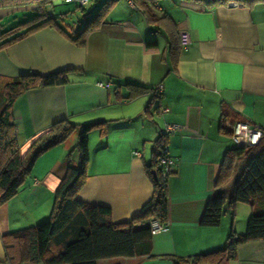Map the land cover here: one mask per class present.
Wrapping results in <instances>:
<instances>
[{"label":"crops","instance_id":"1","mask_svg":"<svg viewBox=\"0 0 264 264\" xmlns=\"http://www.w3.org/2000/svg\"><path fill=\"white\" fill-rule=\"evenodd\" d=\"M102 1L94 2V13ZM249 1L212 5L163 0L162 8L155 3L156 11L169 17L178 35L185 32L189 39L185 49L180 46L174 69L166 37L154 32L128 0L110 3L103 22L85 35L82 47L72 41L81 26L59 29L52 22L0 50L2 79L68 72L63 86L30 90L14 100L20 157L57 122H107L103 135L88 134L87 178L77 199L109 208L112 223L129 222L151 199L148 167L154 142L165 141L173 164L166 181L163 231L151 238L146 257L97 264H173L170 257L190 260L222 249L230 231L245 232L250 214L245 204L238 203L233 216L226 211L217 227L201 226L200 219L207 201L231 180L215 187L227 151L248 147L234 140L231 127L243 122L264 134V0ZM62 3L70 5L51 0L44 12L62 20L64 14L54 17L48 12ZM32 13H36L33 5L0 9V33L33 17ZM128 84L148 91L126 100L135 89ZM166 124L176 131L167 132ZM75 141L76 133L41 155L25 186L0 206V264L7 262L3 235L48 219L67 166H77L76 153H70ZM245 161L234 162L233 174ZM228 264H264V241L239 245Z\"/></svg>","mask_w":264,"mask_h":264},{"label":"trees","instance_id":"2","mask_svg":"<svg viewBox=\"0 0 264 264\" xmlns=\"http://www.w3.org/2000/svg\"><path fill=\"white\" fill-rule=\"evenodd\" d=\"M99 0H92L98 2ZM113 0L100 2L95 12L72 39L78 46L84 45V37L103 22L107 7ZM219 4L230 1L249 3V0H192ZM51 0H0V9L33 5L36 14L0 33V50L7 45L27 37L36 30L55 22L44 10ZM142 12L146 23L154 31L163 34L167 40L170 66L174 69L180 42L177 30L168 16L158 13L156 0H132ZM70 5L74 4L67 3ZM78 10L85 7L76 6ZM59 29L60 27L57 26ZM154 43L148 44L153 46ZM67 71H56L47 75L24 74L12 79L0 78V206L10 201L23 188L36 160L50 149L63 144L76 132V141L71 154L77 156V166L68 165L54 194L51 213L48 219L36 226L16 230L2 236L5 260L9 264H97L98 261L114 258L146 257L150 253V222L159 221L165 227L167 220L166 181L171 175L173 164L166 155L165 141L158 138L154 142V156L148 167L152 186L149 202L133 216L129 222L114 224L110 221L109 208L90 205L77 199V194L87 178L89 158L88 134L105 132V121H94L85 125H73L60 121L52 125L50 131L40 136L29 148L24 157L19 155L12 115V104L21 94L36 89L63 86L67 83ZM134 89L126 97L145 94L147 88L128 84ZM135 93V94H134ZM147 108L145 113L147 115ZM75 151V152H74ZM69 158V157H68ZM245 158L244 173L227 185L233 175L234 162ZM71 158H69L70 160ZM72 160V159H71ZM70 160V161H71ZM166 160L170 163H163ZM215 187L218 189L205 206L200 219L204 227H217L223 214L229 211L234 215L235 206L245 204L250 214L245 232L241 235L230 231L222 249L183 260L170 257L173 264H228L236 257V248L250 242L264 241V134L253 147H239L228 150L222 161Z\"/></svg>","mask_w":264,"mask_h":264},{"label":"built area","instance_id":"3","mask_svg":"<svg viewBox=\"0 0 264 264\" xmlns=\"http://www.w3.org/2000/svg\"><path fill=\"white\" fill-rule=\"evenodd\" d=\"M65 3H71L76 6L80 7H86L89 4V0H63ZM128 2H132V0H128ZM179 42L180 46L182 48H186L189 44V39L188 36L185 32H180L179 35ZM157 93H161V88H157ZM163 113L166 112V110H161ZM166 131L167 132H174L176 131L175 126H171L166 124L165 125ZM231 134L234 140H238L242 143H245L248 147H252L258 144L259 138L261 136V132L256 129V128H250L249 124L243 123V122H238L235 125L231 127ZM163 163H170L169 161L167 162L166 160L162 161ZM150 229H151V235L154 236L156 234H159L163 231L164 225L159 223L158 220L153 219L150 222ZM4 264H9L8 262H5Z\"/></svg>","mask_w":264,"mask_h":264},{"label":"rangeland","instance_id":"4","mask_svg":"<svg viewBox=\"0 0 264 264\" xmlns=\"http://www.w3.org/2000/svg\"><path fill=\"white\" fill-rule=\"evenodd\" d=\"M156 3L158 5V7H160V8L163 7V0H156ZM94 4H95L94 2H91L90 6L85 8V11H78L73 7V5H66V4L64 5L63 4L61 7L60 6H58V7L52 6L51 9L48 8V12H50L52 15H54V17L58 16V15L59 16L65 15V18H63L62 20L55 19V22L58 26H60L62 28H64V27L68 28L70 26L72 29H76V28H79L80 26L81 27L83 26V23H84V20H82L83 16L87 15L86 17H88L85 21V23H86L88 21V19L94 14V12H93L94 10L91 9L92 7L95 6ZM35 14L36 13H32L30 16H32V15L35 16ZM156 106H157V102H155L152 105L151 113L153 112V110L155 109ZM239 167L238 166L235 167L234 174H233L229 184L225 187V189L229 190L233 185L232 183L238 181L241 178V176H243V171H244L243 164L241 165L240 168Z\"/></svg>","mask_w":264,"mask_h":264},{"label":"clouds","instance_id":"5","mask_svg":"<svg viewBox=\"0 0 264 264\" xmlns=\"http://www.w3.org/2000/svg\"><path fill=\"white\" fill-rule=\"evenodd\" d=\"M259 143V142H258ZM256 146V145H255ZM253 147V146H252Z\"/></svg>","mask_w":264,"mask_h":264}]
</instances>
